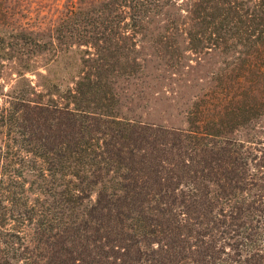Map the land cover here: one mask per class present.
Here are the masks:
<instances>
[{
    "label": "trees",
    "instance_id": "obj_1",
    "mask_svg": "<svg viewBox=\"0 0 264 264\" xmlns=\"http://www.w3.org/2000/svg\"><path fill=\"white\" fill-rule=\"evenodd\" d=\"M93 9L64 88L0 85V264H264V136L236 132L264 126V0ZM183 51L220 57L210 84L159 70Z\"/></svg>",
    "mask_w": 264,
    "mask_h": 264
},
{
    "label": "rangeland",
    "instance_id": "obj_2",
    "mask_svg": "<svg viewBox=\"0 0 264 264\" xmlns=\"http://www.w3.org/2000/svg\"><path fill=\"white\" fill-rule=\"evenodd\" d=\"M103 0H0V85L4 92L15 94L17 88L27 87L33 84L36 92L33 96L43 95L47 89L54 90L57 85L64 88L71 82L73 74L78 68H82V57L86 56L83 51L84 45L77 46L70 42L71 24L76 21L72 12L83 8L90 13ZM96 18L95 14L90 17ZM64 25V26H63ZM67 29L61 31V39H56L57 28ZM86 28L88 25L85 26ZM148 52L147 48H142ZM144 70L157 72L156 64L160 58L147 56ZM219 56L214 53L207 54L206 60H196L191 52L183 51L181 60L176 68L159 65L160 71L170 74L174 70L178 72L175 77L188 74L192 77L189 84L201 86L210 84L211 79H200V75L210 73L213 69L219 70L222 66ZM175 62V61H174ZM190 63V65H187ZM218 67V68H217ZM88 68V67H85ZM23 72V73H21ZM180 72V73H179ZM166 82L177 86L176 79L166 78ZM130 85V83L126 84ZM33 90V89H32ZM41 90L40 94L39 91ZM164 97V94H160ZM157 97V96H156ZM151 113L158 114L162 105L159 98H151ZM139 112H142L141 109ZM179 121L181 118H177ZM258 121L264 124V116ZM264 126L251 124L240 126L236 132L258 131L259 136H264Z\"/></svg>",
    "mask_w": 264,
    "mask_h": 264
}]
</instances>
